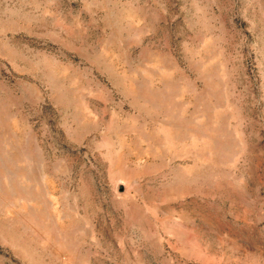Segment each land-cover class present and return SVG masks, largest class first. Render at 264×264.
I'll use <instances>...</instances> for the list:
<instances>
[{
	"label": "rangeland",
	"instance_id": "obj_1",
	"mask_svg": "<svg viewBox=\"0 0 264 264\" xmlns=\"http://www.w3.org/2000/svg\"><path fill=\"white\" fill-rule=\"evenodd\" d=\"M0 264H264V0H0Z\"/></svg>",
	"mask_w": 264,
	"mask_h": 264
}]
</instances>
